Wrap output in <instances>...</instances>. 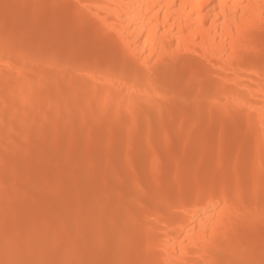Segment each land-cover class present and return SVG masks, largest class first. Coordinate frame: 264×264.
<instances>
[{"label":"bare ground","instance_id":"6f19581e","mask_svg":"<svg viewBox=\"0 0 264 264\" xmlns=\"http://www.w3.org/2000/svg\"><path fill=\"white\" fill-rule=\"evenodd\" d=\"M0 264H264V0H0Z\"/></svg>","mask_w":264,"mask_h":264},{"label":"snow or ice","instance_id":"6c2138e0","mask_svg":"<svg viewBox=\"0 0 264 264\" xmlns=\"http://www.w3.org/2000/svg\"><path fill=\"white\" fill-rule=\"evenodd\" d=\"M5 7H7V5H5ZM79 23L81 26L86 27L89 21L87 18H84ZM95 39L100 43L113 44L117 49H119V42L115 40V37L111 33L105 30H98Z\"/></svg>","mask_w":264,"mask_h":264},{"label":"rangeland","instance_id":"374dc122","mask_svg":"<svg viewBox=\"0 0 264 264\" xmlns=\"http://www.w3.org/2000/svg\"><path fill=\"white\" fill-rule=\"evenodd\" d=\"M41 146H45L44 142H41L40 144L37 145V148H36V146L34 148L38 150V149H40ZM54 214L55 215H58V212L57 211H54Z\"/></svg>","mask_w":264,"mask_h":264}]
</instances>
